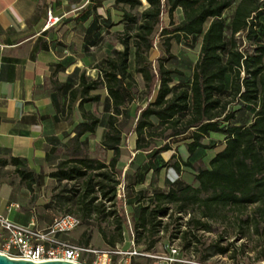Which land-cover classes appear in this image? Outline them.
<instances>
[{
	"label": "trees",
	"instance_id": "trees-1",
	"mask_svg": "<svg viewBox=\"0 0 264 264\" xmlns=\"http://www.w3.org/2000/svg\"><path fill=\"white\" fill-rule=\"evenodd\" d=\"M145 2L147 7L136 15L131 11L142 5L140 0L113 1L116 9V5L121 4L118 21L125 28L134 29L137 64L142 61L139 45L143 43L147 50L153 46L150 34L161 23L164 12L174 25L167 31L171 39L177 42L184 39L189 46L198 41L196 60L191 63L187 57L180 60L170 54L165 56L164 49L159 50L157 67L153 68L151 61L144 60L136 71L144 80L146 101L130 108L135 97L128 81L131 76L128 71L130 50L124 42L122 50H113L115 57L107 55L101 59L100 83L106 91L101 116L83 107L85 102L100 99L99 95L85 97L91 89L98 87L99 80L88 79L79 71V66H75L65 81L57 83V88L70 97L80 93L78 102L83 119L76 122L73 129L75 152L61 159L50 174L58 180L84 182L85 190L77 196L76 202L88 215L99 213L106 221L115 214L112 222L116 229L111 233L99 230L102 240L115 248L123 239L124 217L115 209L104 212V202H94L101 197L113 205L120 183L115 167L124 124L130 120L136 138L135 150L146 152L147 163L140 166L144 169L142 174L149 170L158 173L163 167L172 168L177 174L174 180H164L166 189L154 188L146 194V202L140 197L141 190L137 192L138 198L126 201L130 206L134 240L137 243L143 240L145 249L150 250L155 243L152 237L162 226V218L176 215V219L181 220L188 215L183 223H177L171 236L179 235L184 249L196 251L199 230L210 232L214 222L231 223L230 218H233L237 225L234 236L253 241L251 250L259 252L257 260H264V0ZM97 5L100 6V2L94 3L92 9L83 10V19L90 17L83 36L86 51L99 45L104 38L102 31L108 32L115 24L108 10L104 17L97 13ZM232 6L229 18H225L224 11ZM177 8L182 11V20L176 23L173 14ZM237 33H246V39L252 40L251 52L243 51L237 44ZM168 58L179 59V64L167 66ZM61 66H64L62 62L57 61L56 69ZM74 85H80L81 90L75 89ZM98 130L101 131V147L112 153L108 162L82 153L80 144L85 140H79V136ZM211 133L222 135L224 140L207 167L202 164V158L213 148ZM157 136L163 140L162 144H157ZM169 150L176 151V157L165 160L163 153ZM11 162L28 185L38 180L39 176L24 157L14 155ZM184 166L193 170L197 186L180 179ZM222 241L218 239L208 245L200 260L205 261L214 254H227L233 241L225 245ZM135 259L133 257L132 261Z\"/></svg>",
	"mask_w": 264,
	"mask_h": 264
},
{
	"label": "crops",
	"instance_id": "crops-1",
	"mask_svg": "<svg viewBox=\"0 0 264 264\" xmlns=\"http://www.w3.org/2000/svg\"><path fill=\"white\" fill-rule=\"evenodd\" d=\"M98 2L97 13L104 17L99 9L105 0H0V168L16 175L9 178L0 171V212L15 221L32 220L46 228L59 210L54 199L42 201L45 196L36 195L38 190L71 181L50 174L75 152V131L67 127L73 120L60 115L59 94L66 93L57 88V80L65 81L75 66L82 71L78 60H90L91 51L83 48L90 17L84 20L83 10ZM48 10L60 19L46 24ZM57 61L64 66L56 69ZM89 135L79 140L90 142ZM14 155L25 158L38 180L28 185L18 175Z\"/></svg>",
	"mask_w": 264,
	"mask_h": 264
},
{
	"label": "rangeland",
	"instance_id": "rangeland-1",
	"mask_svg": "<svg viewBox=\"0 0 264 264\" xmlns=\"http://www.w3.org/2000/svg\"><path fill=\"white\" fill-rule=\"evenodd\" d=\"M105 0L104 9H99L101 14H106L107 10H109V15L111 17V21L115 24L111 26L108 32L104 33V38L102 42L95 46L91 47L90 51L92 56L85 61L78 60L81 66V70L84 73L85 77L88 79L95 78L99 80L98 87L96 89H91L85 97H92L93 95H99L100 99L98 101L85 102L83 104L84 109L90 110L94 115L101 116L103 110V99L106 96V91L102 84L100 83V65L101 59L105 58V56L115 57L116 55L113 53V50L119 51L124 48V42H127L128 50H130V57L128 61V71L131 76L128 78V81L131 85L132 92L134 94V100L130 105V108H133L137 103L143 105L146 101L145 93H144V80L142 79L139 72L136 71V67L141 64L144 60L151 61L153 64V68L157 67L158 64L156 62V58L159 56L160 51L164 49V55L168 56L173 55L174 58H180L182 60L183 57H187L191 63H193L199 53V43L193 44L192 46L186 45V41L181 39V41H176L175 39H171L170 34L167 31H170L174 25L170 24V20L167 17V14L164 12L161 15V23L156 25L152 33L150 34L153 38V46L149 48V50L145 49L144 44L141 43L139 45L140 57L142 61L139 60V64H137V59L134 55V42L136 38L133 36L134 29L133 28H125L124 25L118 21L120 17V8L121 4L113 6V1L107 3ZM123 6V5H122ZM147 6L142 4L140 7L133 9L131 13L138 15L140 11L145 9ZM233 9V6L224 11L225 18H229L230 13ZM182 11L180 8H177L173 14V19L177 23L182 19ZM263 21V19H262ZM237 44L243 51L251 52L253 49L252 40L249 41L246 39V33H237ZM264 42V39H263ZM167 49V50H166ZM174 58H168L165 63L169 67H175L179 63V59L176 61ZM186 74H189V71L184 69ZM57 83L59 81L57 80ZM74 88L77 90H81L80 85H74ZM60 102L62 107H60V115L66 119V122L69 120H73L72 125H67L68 128H74L76 121L83 119L81 115V107H79L77 99L80 97V93H77L76 97H70L69 95H60ZM118 119H121L120 117ZM124 124V123H120ZM125 128L122 133V142L119 149V157L116 164V176L120 182L116 187L115 198L113 200V205L111 202L108 203L98 197L94 204H98L100 201L104 202L105 209L104 212H108L110 209H115L119 214L124 217V222L122 226V242L116 245L115 247L119 251L126 252L132 248H135L139 252H145L147 254L152 255V257H136L135 260L131 261V264H144L158 263V256H167L168 250L170 246H175L178 249L179 256L183 260H196L200 261V256L202 253L206 252V248L208 245L213 244L218 239L223 240L221 243L225 245L228 242L233 241L232 245H230V249L227 254H214L212 256L207 257L204 262L207 264H264V260H257L258 253L256 250H251L252 245H254L253 241H248L246 238L239 239L235 237V233L237 231V225L233 222V218H230V222L224 221L225 223L214 222L212 231L207 232L204 230H199L197 232V238H199V242L196 245V251L192 250V248L184 249L182 240L179 235L177 237H172L171 235L176 230L177 223H183L188 215L184 216L181 220L176 219V215L169 218H162V226L160 230L152 237L155 239V243L153 248L150 250H146V242L143 240L137 243L134 240V226L131 220V211L130 206L126 204V201L131 199L132 201L139 197V190L143 191V194L140 195L143 202H146L145 197L146 194H149L153 191L154 188L166 189L165 179L174 180L177 178L176 172L172 168H161L158 173L152 172L151 170L145 171L143 174L140 166L143 163H147L146 152L143 150H135V134L131 131V123L130 120L128 124H124ZM100 130L89 135V141L86 143H82L80 146L82 148V153L90 158H97L103 162H108V159L111 157L112 153L108 150L106 151L100 145ZM210 138L214 141L213 148L206 152V155L202 158V164L209 167L208 161L213 156L216 149L219 147L220 143L223 142V136L216 133H211ZM157 144H162L163 140L160 136H157ZM207 141V140H205ZM71 144H76V140H72ZM146 147L145 149H147ZM181 154L184 155V151L180 150ZM176 151L169 150L163 153V157L165 160L175 155ZM0 171L2 174H7L9 178H14L16 175H12L9 168L1 167ZM6 176V175H5ZM180 179L184 182L190 183L193 186H197V181L194 180V172L189 167H183L182 173L179 175ZM85 184L84 182H73L69 181L67 183H59L50 186L47 190L39 189L36 195L45 196V199L42 200L44 202H49L50 198L54 199V205L57 207L60 213L70 212L76 214L80 222L67 233H64L67 237L71 238L74 241H79L83 244H88L93 248H101L108 249L110 248L101 238L99 230L103 229L108 233L114 231L116 229L115 223L112 222L115 219V214L110 215L106 221L103 220L102 215L99 213L88 215L85 213V210L77 204V196L84 192ZM145 195V196H144ZM68 197V198H66ZM91 197L88 196V198ZM44 198V197H43ZM44 206L43 204H41ZM181 229H184L182 226ZM89 259V256H88ZM127 256L124 254H116L112 258V264H126ZM130 264V263H129ZM171 264H188V263H171Z\"/></svg>",
	"mask_w": 264,
	"mask_h": 264
},
{
	"label": "built area",
	"instance_id": "built-area-1",
	"mask_svg": "<svg viewBox=\"0 0 264 264\" xmlns=\"http://www.w3.org/2000/svg\"><path fill=\"white\" fill-rule=\"evenodd\" d=\"M47 15L46 24L60 19V15L51 14V10H48ZM12 204V202L8 204L9 209ZM79 222L80 219L76 214L64 212L53 216L50 224L46 228H41L32 220L29 223L15 221L2 211L0 212V252L12 257H22L32 261L46 260L47 258H64L80 264H112V258L116 254L126 255L128 258L126 259V264H131L133 257H152V255L142 251L139 252L135 248L126 252L119 251L116 247L96 249L88 244L60 235L75 228ZM168 254L167 256H158L157 264H207L201 260L181 259L175 246H170Z\"/></svg>",
	"mask_w": 264,
	"mask_h": 264
},
{
	"label": "water",
	"instance_id": "water-1",
	"mask_svg": "<svg viewBox=\"0 0 264 264\" xmlns=\"http://www.w3.org/2000/svg\"><path fill=\"white\" fill-rule=\"evenodd\" d=\"M0 264H80L67 259L47 258L46 260H30L22 257H12L6 253L0 252Z\"/></svg>",
	"mask_w": 264,
	"mask_h": 264
}]
</instances>
